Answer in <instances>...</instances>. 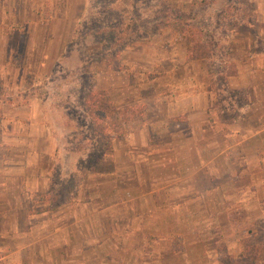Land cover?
I'll return each mask as SVG.
<instances>
[{
  "label": "rangeland",
  "instance_id": "obj_1",
  "mask_svg": "<svg viewBox=\"0 0 264 264\" xmlns=\"http://www.w3.org/2000/svg\"><path fill=\"white\" fill-rule=\"evenodd\" d=\"M17 7L20 14L27 12L26 18H20L21 22L27 20V24L43 27L45 34L41 35L42 40H35L34 45L28 43L29 48L19 50L7 65L0 67V106L6 101L18 106L25 104L27 91L38 78L37 95L43 97L46 91L51 106L59 107L61 113L53 112L52 120L63 124L69 141L67 148L83 157L78 162L77 172H69L71 175L63 181L64 185L57 186L52 204H68L72 209L79 200L78 195L73 197L75 189L161 188L156 180L154 184L149 183L147 171L141 165L136 166L138 171L133 170V178L127 170L129 164L121 159L112 175L100 176L110 169L108 163L101 160L110 151L113 141L136 133L145 120L165 115V102L173 100L168 96L188 75L183 66L170 62L184 53L170 11L190 16L189 24L199 30L201 48L209 53L206 59L196 60L192 69L196 89L200 87L211 97V113L207 114L211 130L197 128L191 140L185 143L183 139L189 136L190 129L183 123L169 122V127L176 126L178 133L172 137L169 147H163L169 150L163 158H172L175 162H164L163 168L154 169L155 178L163 175L164 180H173L172 165L177 171L200 163L206 169L202 166L190 178L182 171L173 180L176 186L190 185V189H175L170 195L179 202L173 214L174 220L179 221L174 231L182 236L186 251L173 259L165 256L163 262L173 260L184 264L189 260L190 264H221L220 257L229 253L235 262L243 256L245 264H264V136L261 141L248 138L243 147L236 146L242 136L246 138L241 125H254L253 100L258 101L260 107L264 105V65L250 62L255 55L264 60V33L257 34L259 28L251 18L247 1L21 0ZM241 23L244 26H240ZM231 27L237 29V44H229ZM256 39L261 41L256 42ZM245 43L252 47L246 52L243 51ZM45 58V66L39 67L38 63ZM258 69L262 71V83L252 92L248 85L252 83L254 70ZM90 93L104 95L110 107V113L99 126L94 124L85 105ZM252 95L256 96L252 98ZM135 106L144 108L141 117L129 119L118 114ZM241 116L245 119L241 120ZM261 121L264 123V117ZM151 137L162 142L169 138L165 134ZM223 138L224 149L216 146ZM204 140L217 141L211 146L212 154L199 152L193 156L192 149H204ZM12 147L17 152L24 150L20 144ZM8 152L6 150V157L12 155ZM0 189H7L5 196L12 197L20 187L12 176L0 172ZM124 195L118 194V200L122 202ZM155 197L161 199L153 194V203L148 206V213L152 215L143 227L126 228V217L130 213L123 206L99 212L94 221L91 220L92 226L85 227V233H94L98 239L91 243L96 246L93 250L89 248V252L101 262L115 253L116 264H123L124 259L131 264H136V259L152 264L154 251L166 245L174 249L172 241H149L151 234L167 229L160 221L169 218L171 213L169 209H157ZM140 203L143 206L145 199ZM81 212L86 216L87 213ZM142 213L146 211L139 205L133 214L139 217ZM140 231L147 239L141 244V252H136L132 249L135 244L130 235L134 237ZM182 245L180 243L178 248ZM237 256L239 260L234 258Z\"/></svg>",
  "mask_w": 264,
  "mask_h": 264
},
{
  "label": "crops",
  "instance_id": "obj_2",
  "mask_svg": "<svg viewBox=\"0 0 264 264\" xmlns=\"http://www.w3.org/2000/svg\"><path fill=\"white\" fill-rule=\"evenodd\" d=\"M246 1L251 7V18L259 28L257 34L264 33V0ZM19 2L21 0H0V67L7 65L19 50L29 48L32 43L34 45L37 39L42 40L41 35L45 34V28L27 24V20L20 21L21 17L26 18L27 12L23 15L20 14L21 11L17 7ZM240 26L244 25L241 23ZM236 31L235 27H231V31H228L230 34L229 44H237L239 41ZM34 34H39V36L35 37ZM242 41L246 42V40ZM260 41V39H256V42ZM30 48V50L34 49ZM251 48L246 43L243 45L245 52ZM251 59V64L264 65V60L259 59L257 55ZM171 61L173 64L178 63L183 66L188 75L183 78L184 83H181L179 88H175L172 95L168 96L173 100L165 102V115H161L156 120H145L140 123L136 133H129L127 137L123 136L113 141L110 151L102 156L101 160L102 162L106 161L110 169L101 173L100 176L112 175L118 160L121 159L129 164L127 170H130L132 176H134L133 170L138 171L137 167L143 166L147 171L149 183L154 184L156 180V183L161 185L160 189H75L73 197L78 195L79 200L76 201L73 209L69 208L68 204H52V200H55L57 194V186L60 184L62 187L63 181L70 177V173L77 172L78 162H81L83 157L67 148L69 141L65 135L63 124L52 120L53 112L61 113L58 112L60 111L59 107L51 106L50 101H47L48 93L46 91L43 92V97L37 95L35 86L39 84L38 78L33 81V88L27 91L28 101L25 104L18 106L11 101L1 104L0 115L3 117H0V172L17 180L20 189H17V193L12 197L5 196L7 189H0V264H116L115 253L114 256H107L106 261L101 262L100 258H96L89 252V248L93 250V247L96 246L91 243L98 242V239L94 233H85V227L92 226L91 220L99 212L107 209L115 210L117 206H123L130 213L129 217H126L125 226L127 229L139 225L143 227L148 224L147 220L152 215L148 213V206L153 203L154 193L161 198L155 197L157 201L155 199L156 203L154 204L157 209H169L171 213L169 218L160 221L161 225L167 229L151 234L149 241L153 243L172 241L173 246L176 247L173 249L166 245L163 249L154 251L156 253L151 261L152 264H177L173 260L171 263L163 262L165 256L173 259L182 256L186 251V247L182 245V236L174 231V226H177L179 221L174 220L173 214L174 210L178 209L179 202L171 199L170 195L175 189H190V185L176 186L173 180L177 179L183 173L182 171H185V177L190 178L203 165L200 163L185 166V170L182 171H177L172 165L171 177L173 180H164L163 175L155 178L152 171L156 168H163L164 162L171 164L175 162L172 158H163L165 151H169L163 147H169L172 137L178 133V130L175 129L176 126L169 127V122L173 125L183 123L190 129L189 136L183 139L185 143L191 140L193 131L197 128L201 131L211 130L207 118V114L211 113V97L209 92L207 93L200 87L196 89V75L192 69L195 61L185 62L184 53L179 59L172 58ZM45 64L46 58L43 59V62L38 63L39 67H43ZM261 78L262 71L254 70L251 77L252 83L248 85L252 92L262 83ZM43 80L46 79L43 78ZM247 82L249 84V79ZM255 96L252 95V98ZM251 107L254 113V125L251 127L241 125L242 134L246 138L242 136V139L236 142V146L239 148L243 147L245 139L261 141L264 136V123L261 121L264 117V105L260 107L258 101L253 100ZM241 110L242 108L237 112L239 113ZM243 118L241 116V120L245 119ZM160 134L168 135L169 138L166 142L151 137V135L158 136ZM213 142L217 143L216 140H204L202 144L204 149L201 151H197L198 148L192 149L193 156L194 153L199 152L203 155L206 152L212 154ZM220 142L216 146H221L224 149V138ZM19 144L24 146V150L14 151L12 146ZM6 150H9L8 153H12V155L6 157ZM203 168L206 169V166ZM90 174L94 175L95 173L91 172ZM168 182L170 183L168 184ZM165 183L166 186H164ZM120 193L125 194L122 202L117 198ZM149 198L150 200H148ZM85 199H88V202ZM144 199L143 206L145 207L140 203V200ZM158 199L161 200L159 203ZM139 205L141 210L146 213H142L138 217L133 213ZM81 211L87 213L86 216H83L84 213ZM111 223L112 226H115V220H112ZM109 224L110 221L107 222L108 226ZM130 239L135 244L132 249L141 252L139 249H142L141 244L147 239V236L140 231L134 237L130 235ZM108 241H110L109 238ZM135 242L139 244V247H136ZM180 243L182 246L178 248ZM201 252L204 255L203 250ZM226 257H230L229 253ZM234 258L239 259L238 256ZM184 262V264H190L189 260ZM123 264H131V262L124 259ZM136 264H147V261L144 263L141 259H136Z\"/></svg>",
  "mask_w": 264,
  "mask_h": 264
},
{
  "label": "trees",
  "instance_id": "obj_3",
  "mask_svg": "<svg viewBox=\"0 0 264 264\" xmlns=\"http://www.w3.org/2000/svg\"><path fill=\"white\" fill-rule=\"evenodd\" d=\"M170 12L173 22V28L177 33V37L182 41L184 47L185 62L206 59L209 53L201 48L199 30L195 29L192 25L189 24L190 16L181 11L172 12L171 10ZM85 105L89 110L88 114L90 115L96 126L102 124L108 112L110 113L108 102H106L104 95L101 96L99 93H90L89 99L87 100V102L85 101ZM143 110V107L135 106L130 107L126 110L124 109L118 114L132 119L135 117H141L143 114ZM243 260V256L242 259L238 262H235L231 257L224 256L220 258L219 262L221 264H245V260L244 262Z\"/></svg>",
  "mask_w": 264,
  "mask_h": 264
}]
</instances>
